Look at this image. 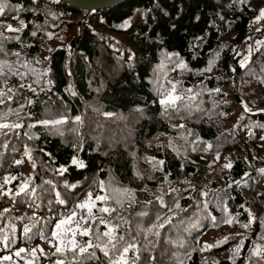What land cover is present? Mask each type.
<instances>
[{
	"label": "trees",
	"instance_id": "trees-1",
	"mask_svg": "<svg viewBox=\"0 0 264 264\" xmlns=\"http://www.w3.org/2000/svg\"><path fill=\"white\" fill-rule=\"evenodd\" d=\"M263 8L0 0V264H264Z\"/></svg>",
	"mask_w": 264,
	"mask_h": 264
},
{
	"label": "rangeland",
	"instance_id": "rangeland-1",
	"mask_svg": "<svg viewBox=\"0 0 264 264\" xmlns=\"http://www.w3.org/2000/svg\"><path fill=\"white\" fill-rule=\"evenodd\" d=\"M264 12V8L260 10V13L257 17L256 20H259V19H263L264 17L261 16V13ZM248 59V61H250L251 59V55H246ZM6 72V69L4 71H1L0 73H5ZM183 74V69L181 67H178V66H174L172 68H170L169 70V73L168 74H165V76L161 77L160 76V66H157L153 69V72H152V86L154 88V92H155V97L156 98H161L162 101L166 98L167 94L169 92H176V93H184L185 94V91L182 89L181 85L178 83L180 77L182 76ZM239 92V87H236V93ZM186 97L189 96V94H185ZM243 97V100L245 101L246 99H250L246 94L245 95H241ZM253 97V96H252ZM262 96H257L256 97V101H262ZM245 103V102H244ZM246 104V103H245ZM260 104V103H259ZM185 103H181L180 107L182 109H188L190 110V113L191 114H194L197 112L196 110V105L195 104H191V105H188V106H184ZM169 109H172V108H169V106H166L164 107V110L167 111ZM263 108H257L256 111L257 112H261ZM219 205V208L223 209V206L218 203ZM226 231H224L225 233ZM199 235V234H198ZM208 240V239H207ZM53 243L50 242L49 245H51ZM237 246H230L229 249H228V258L229 259H232L235 254L237 253V250H236ZM200 249V248H199ZM42 251L43 250V247L41 245H39L38 247L37 246H32L31 249H30V253L31 255H35L36 251ZM26 251H21V255L22 257H24V254H25ZM261 257L264 258V250L260 251L259 252ZM171 256H174V254H171L170 251L168 250H165L164 251V254L162 255V264H167V261L171 258ZM17 260V258H16ZM30 263V262H29Z\"/></svg>",
	"mask_w": 264,
	"mask_h": 264
},
{
	"label": "water",
	"instance_id": "water-1",
	"mask_svg": "<svg viewBox=\"0 0 264 264\" xmlns=\"http://www.w3.org/2000/svg\"><path fill=\"white\" fill-rule=\"evenodd\" d=\"M78 9L102 10L109 8L122 0H62Z\"/></svg>",
	"mask_w": 264,
	"mask_h": 264
},
{
	"label": "snow or ice",
	"instance_id": "snow-or-ice-1",
	"mask_svg": "<svg viewBox=\"0 0 264 264\" xmlns=\"http://www.w3.org/2000/svg\"><path fill=\"white\" fill-rule=\"evenodd\" d=\"M261 16L262 17H264V12H262L261 13ZM162 103H164V101H162ZM78 119V118H77ZM61 121H56V123H60ZM74 163H77V161L74 159V161H73ZM162 163V162H161ZM79 166L80 167H83L84 165H83V163L82 162H79ZM227 167H230V165H227ZM97 199H99V200H103L104 199V197H97ZM77 207H79V208H84V207H88V205H87V203H83V204H80V205H77ZM90 210V209H89ZM100 211H103V212H109L110 210L109 209H107V208H103V209H100ZM75 215V213H73V216ZM72 219V217H69L68 218V220L70 221ZM68 221H61L60 222V224H58L57 225V228H60V226H61V224H65V223H67ZM230 222V221H229ZM81 235H87V230H85L84 232H82L81 233ZM92 245L90 244L89 245V247H91ZM73 248H75V244H73ZM21 251H23V249H21ZM57 251L59 252L60 251V249L59 248H57ZM87 251V249L86 248H83V247H81L80 249H79V252L80 253H84V252H86ZM125 251H127V249H125ZM17 255H19V253H17ZM5 259H8V257H5ZM58 264H62V262H58Z\"/></svg>",
	"mask_w": 264,
	"mask_h": 264
},
{
	"label": "built area",
	"instance_id": "built-area-1",
	"mask_svg": "<svg viewBox=\"0 0 264 264\" xmlns=\"http://www.w3.org/2000/svg\"><path fill=\"white\" fill-rule=\"evenodd\" d=\"M264 23V19H259V20H253L252 22L249 23V27H248V32H249V35H251L255 28L258 27V25Z\"/></svg>",
	"mask_w": 264,
	"mask_h": 264
}]
</instances>
